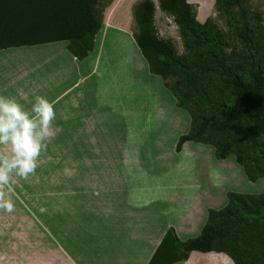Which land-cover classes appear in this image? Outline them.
<instances>
[{"label": "rangeland", "instance_id": "obj_1", "mask_svg": "<svg viewBox=\"0 0 264 264\" xmlns=\"http://www.w3.org/2000/svg\"><path fill=\"white\" fill-rule=\"evenodd\" d=\"M140 1L99 0L105 30L97 34L88 57L93 65L99 56L97 69L85 82L87 109L96 105L103 114L100 137L127 152L108 159L102 152L107 145L99 142L94 147L102 151L84 158L87 151L95 156L93 144L45 142L33 174L21 178L13 173L0 186V200L14 204L11 213L0 209V264H144L164 230L173 227L182 240L198 236L209 210L224 208L230 193H264V176L250 181L233 153L222 161L216 146L195 141L177 151L180 136L191 128L192 114L178 106L166 86L177 84V77L152 73L133 40L138 33L133 12ZM152 1L157 35L171 40L178 56L198 60L197 51L185 46L174 17L161 10L158 0ZM188 1L201 22L209 18L223 32L227 54L243 49L215 0ZM242 7L253 30L264 32V0H244ZM62 47L58 41L25 50L46 57L48 50ZM55 65L49 64L50 70ZM195 86L199 91L187 107L198 119L210 112V101L239 102L220 78L203 75ZM236 125L217 113L208 133L217 141ZM8 152L9 146L0 147V156ZM128 169L133 174L125 175ZM116 171L121 175L114 181ZM121 209L129 210L126 217L118 215Z\"/></svg>", "mask_w": 264, "mask_h": 264}, {"label": "trees", "instance_id": "obj_2", "mask_svg": "<svg viewBox=\"0 0 264 264\" xmlns=\"http://www.w3.org/2000/svg\"><path fill=\"white\" fill-rule=\"evenodd\" d=\"M158 1L161 10L174 17L185 46L197 51L199 60L178 56L172 41L157 35L152 0L137 3L133 12L138 26L135 41L152 73L164 79L177 77V84L166 86L178 106L192 114L191 128L180 136L177 151L187 141L212 144L218 158L235 154L248 179L257 181L264 176V32L257 33L251 27L242 7L244 0H215L216 9L235 28L243 46L240 52L227 54L223 32L209 18L201 22L192 3ZM98 4L99 0H0V50L68 41L69 51L83 59L94 50L103 26V11ZM203 75L228 82L231 95L239 102L227 105L210 101V112L196 118L187 101L198 93L195 85ZM217 113L237 125L232 134L229 130L228 136L215 141L208 132ZM193 251L223 252L235 264H264V193H230L224 208L209 210L198 236L182 240L173 227L168 228L148 264L186 261Z\"/></svg>", "mask_w": 264, "mask_h": 264}, {"label": "crops", "instance_id": "obj_3", "mask_svg": "<svg viewBox=\"0 0 264 264\" xmlns=\"http://www.w3.org/2000/svg\"><path fill=\"white\" fill-rule=\"evenodd\" d=\"M111 25L112 26L109 28H113L115 23H112ZM124 27L125 28L123 29L128 30L127 25H124ZM104 30L105 24L103 23L100 31L103 32ZM133 40L137 45L135 39ZM62 44L63 47L61 50H48V56L46 57H40V55L35 52H30L31 54L27 53L25 46L0 50V96L14 97L28 110L31 109L37 96H44L53 103L56 116L51 126L54 135L49 141L45 140V142L60 141L64 143L93 144L94 155L102 151L100 149L98 150L97 147H94V144L100 142L107 145V147H105L106 149L102 151L105 153V155L103 154V157H107L108 159L110 158V155H113L112 158L119 157L120 153L127 152L126 148L116 147L114 146L112 139L109 140L108 138L104 140L100 137L103 117L101 109L96 105L87 109L85 103L86 78L91 76L92 72L97 69L99 56L95 57L96 61L92 65V62L90 64L91 58H88L91 56V53L83 58V60H79V58L69 51L67 47L68 42L66 44V41H62ZM137 47L140 50L138 45ZM60 63L65 64V67H61L59 65ZM49 64H56L53 71L50 70L51 67H49ZM176 108L179 109L177 106ZM108 143H112L111 146ZM0 147L3 148L4 145H0ZM81 152L83 153V151ZM87 153H89V151L84 152V158L96 157V155L91 156ZM221 160H228V157ZM109 170L111 171L112 167L109 168ZM93 173H99L98 169L94 168ZM124 173L127 176L133 174V172H129V169ZM113 174L116 177L114 181H116L117 177L121 175L118 171L113 172ZM128 180H130L129 177L126 181ZM123 211H125V209H121L118 215L126 217L129 210L127 213H124ZM165 232L166 231L164 230L160 235L161 239L159 238V244ZM141 233L146 234L144 231H141ZM177 233L179 237H181L179 232ZM147 235L153 236L151 234ZM154 252L148 260L145 259L146 262H144V264H148ZM191 254L190 259L185 261L184 264H234L232 258L225 253H201L193 251Z\"/></svg>", "mask_w": 264, "mask_h": 264}, {"label": "clouds", "instance_id": "obj_4", "mask_svg": "<svg viewBox=\"0 0 264 264\" xmlns=\"http://www.w3.org/2000/svg\"><path fill=\"white\" fill-rule=\"evenodd\" d=\"M56 112L53 103L37 96L28 110L14 97L0 96V145L9 152L0 156V186L10 182V176L27 178L38 166V158L54 135L52 122ZM0 209L11 213V200H0Z\"/></svg>", "mask_w": 264, "mask_h": 264}, {"label": "water", "instance_id": "obj_5", "mask_svg": "<svg viewBox=\"0 0 264 264\" xmlns=\"http://www.w3.org/2000/svg\"><path fill=\"white\" fill-rule=\"evenodd\" d=\"M191 255H192V254H190V257H191ZM190 257H189L186 261H188V260L190 259Z\"/></svg>", "mask_w": 264, "mask_h": 264}, {"label": "bare ground", "instance_id": "obj_6", "mask_svg": "<svg viewBox=\"0 0 264 264\" xmlns=\"http://www.w3.org/2000/svg\"><path fill=\"white\" fill-rule=\"evenodd\" d=\"M118 3V2H117ZM130 6V5H129ZM107 14V13H106ZM106 23V22H105Z\"/></svg>", "mask_w": 264, "mask_h": 264}]
</instances>
